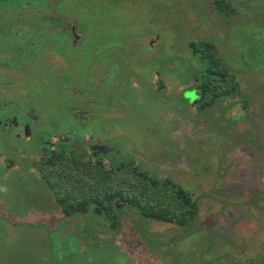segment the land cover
Here are the masks:
<instances>
[{
	"label": "rangeland",
	"instance_id": "rangeland-1",
	"mask_svg": "<svg viewBox=\"0 0 264 264\" xmlns=\"http://www.w3.org/2000/svg\"><path fill=\"white\" fill-rule=\"evenodd\" d=\"M233 1L239 13L218 8L215 0L34 4L32 13L50 8L54 19L77 21L84 40L69 54L71 69L50 80L83 94L63 89L49 96L40 90L37 96L45 101L33 108L46 125L37 138L0 131V264H264V0ZM13 5L8 14L7 5L0 8V25H5L0 39L10 26L6 19H34L19 18L21 11ZM12 12L15 16L7 18ZM36 39L33 31L29 41ZM201 41L215 44L227 67L240 73L239 93L228 94L217 118L195 115L198 107L186 100H198L190 88L207 68L190 49V43ZM143 44L144 56L138 50ZM231 52L233 62L227 59ZM103 57L112 65L116 84L101 95L108 98L106 104H97L103 101L97 97L102 85H97L99 78L90 86L87 67ZM8 93L21 99L18 92ZM37 96L31 97L32 105ZM82 96L93 102L91 112L80 113L90 120L80 129L71 106H81ZM244 97L251 101L247 106ZM51 133L57 139L95 136L102 145L129 154L147 175L179 183L197 201L195 221L180 227L132 210L134 220L122 217L115 234L100 219L87 216L85 223L80 215L67 217L37 170L45 152L38 149Z\"/></svg>",
	"mask_w": 264,
	"mask_h": 264
},
{
	"label": "flooded vegetation",
	"instance_id": "flooded-vegetation-1",
	"mask_svg": "<svg viewBox=\"0 0 264 264\" xmlns=\"http://www.w3.org/2000/svg\"><path fill=\"white\" fill-rule=\"evenodd\" d=\"M15 1H17L18 5H13L14 1H12L8 5L7 3L10 2L9 0L8 2L2 3L0 5V8L4 9L5 5H7L4 11H5V14H8L7 13L8 9H11L12 7L10 6L13 5L14 9L16 8L17 10L21 11L20 13L17 14L19 18L28 16L29 18L32 17L34 19H27V18L18 19L16 20V22L14 21L13 23L11 22V20L6 19L7 21L5 22V24L8 23L10 26L9 27L7 26L8 30H6L5 32L6 36L3 35V37L0 40H2L4 43L10 46L11 49L7 51L8 53H11L12 56H13V53L14 55H16L17 57L16 61L17 60L20 61L19 62L20 66L9 68L10 78L7 84L8 89L7 90L3 89V91L5 94L9 91H12L14 93L18 92L19 97L21 99H16L15 94L9 95L8 93L5 96L6 99L5 100L3 99L2 102H0V124H1L0 131L7 133V134H12L11 136L18 138V139H22L24 137V134L28 138H31L34 135L36 136V137L34 136V138H37L38 134L42 135L43 129L46 125V122L43 119H41V116L38 115L37 111L33 108L34 106L37 105V103H41V101L42 102L45 101L43 96H40V97L37 96L40 90H43V89L48 90L49 96L51 94L53 95L55 92H58V91L61 92V90L63 89H64V92L65 91H68L70 93L78 92L79 94H83L81 91H79V88L64 86L56 82V79L59 78L56 75L60 74V72H62L63 70L65 71L66 69L64 68H67L70 66L72 59H70L69 54H72L75 50L79 49L81 43L84 40V35L81 34V32L79 31L80 29L78 27L77 21L72 20L71 22H67V21L65 22L63 20L54 19L51 17V15H49L48 11L51 10L50 8L40 9V10L38 8V10L37 9L33 10V13L30 12V9L34 8V4L36 2H38L39 5H41L40 3L42 2L46 3V0H15ZM222 2L224 3H221L220 5L221 7L217 5L216 3L215 5H217V7L220 9L223 8L225 10H231V12H235V13L240 12V10L236 9L237 6L234 4L235 2L233 0L230 2H226L225 0H223ZM247 4L248 2H245V5L244 4H240V5H244L245 7L246 6L248 7ZM21 5L23 6L21 7ZM14 16L15 14L14 12H12V14L10 13V16H7V18L14 17ZM20 20H22L23 22ZM0 27L5 28V25H0ZM9 31H10V34H9ZM12 31H15V33H12ZM33 31H34L35 36H37L36 43L31 42V40L29 41V38L31 37V34ZM152 38L157 40L158 36L155 35ZM11 39H13L12 40L13 43L10 41ZM155 40L150 41V39H147L146 42L153 46ZM17 42L21 45L19 46ZM53 42H55L56 45L52 44ZM201 42L211 43L208 41H201ZM139 44H141V42H139ZM22 45H24V47ZM142 46L143 48L138 47L139 49L138 48L137 49L141 52V55L144 56L146 54V52H144L145 45L143 44ZM213 46H215L217 50L218 58L220 59V62L222 63V65H224L228 69V71L226 72L227 80L231 81L232 84L235 85L234 88L229 90V93L231 91L233 92L236 91V93L238 94L239 93V89H238L239 83L237 81V78H238V75H240V73H237L238 75L236 74L238 69L234 67H232L233 69H230L229 68L230 66L227 67L223 55L220 54L219 49L216 47L215 44H213ZM190 49L192 53L191 46H190ZM122 52H124V50H122ZM8 53L6 54L7 56H8ZM61 54H66V56L64 57H69V58L68 59L63 58ZM230 54L231 55H229L227 59L232 60L233 53L231 52ZM199 59L202 62V59L201 58ZM10 63H12V61ZM77 63L79 62L77 61ZM110 67H112V65L109 64V62L107 61L105 57H103L102 59L96 60L95 63L91 64V67H90V64L87 67V71L89 75L88 81L90 83V86L94 84V81H98L97 79L100 78V81L97 82V85L99 84L102 85L101 91L103 93L97 92V97L99 98H102L101 97L102 94L106 96L107 92H105V90L110 88V87L108 88L107 85L112 86L116 84L115 74L113 73L114 71L110 72ZM67 69L70 70L71 67ZM28 71H30V74L28 73ZM205 71L206 70L203 69L200 72L201 78L196 79V81H198L199 84L190 88V90H194V93L196 92V89H198V87L201 85V82L204 78L203 72ZM90 73L92 74V77ZM233 74H236L237 77H235ZM60 76H62V74H60ZM52 77L53 78L56 77V79L50 80ZM68 79H69L68 83H70V85L74 84L73 83L75 81L74 75L73 77H68ZM217 79L218 78H213L212 80L214 82L215 81L217 82ZM90 93L92 96L94 97L96 96V93H93L92 91H90ZM36 96L39 98L35 100V105H32L33 101H31L32 100L31 97H36ZM92 96L91 98H94ZM228 96L229 95H227V97ZM253 96L254 98H256L254 94ZM102 99L103 101H98L97 104L99 103L101 104L102 102L105 103V100L108 98L103 97ZM73 100L75 99L70 98L69 101L72 103ZM186 100L188 102V105L193 104L198 107L199 111L194 110L195 115L197 114L196 112H198V116H203V117L205 115L207 116V114H213V116L217 118L220 116V114L218 116V113L216 112V110L222 104V102L225 101L226 99L224 100L218 99L215 103L208 105V106H204V101L199 100V98L197 101L191 100L189 98H187ZM82 101L84 102L81 104V106H75L76 104L74 103H72V106H71V109H76L75 116L80 118V123H81L79 125L80 129L84 126V124H90L89 117L86 115L82 116L80 113L91 112L88 106L91 104V102H93V100L91 101V99L89 98L87 101H85V98L82 96ZM198 101L202 102L203 104L200 105ZM242 103H244L245 106H247V104L251 103V101H248L246 97H244V100L242 99ZM92 118H94V116ZM205 120H209V119L205 118ZM75 133L79 134V132H75ZM88 134L90 136L92 135L91 133H88ZM50 135H51V138L48 140L44 139L41 142L42 145L40 149H38V151L43 152L45 148L44 155H46L49 152L59 153L65 148L66 150H68L67 151L68 153H71L74 156L76 155L80 157L82 160L92 161L93 164L99 161L103 163L105 166H107V168L121 166L122 163H124L125 165H133L138 171L144 170L142 165L137 164L134 159L133 160L130 159L129 154L124 153L125 155H121L120 150H116L112 147L107 146L106 144L102 145V142L99 139L97 140L95 136L93 138H88L87 136H80L78 138L65 137V139L64 138L57 139L53 137L54 135H56L55 133L54 134L51 133ZM31 141L32 140L29 139V142ZM65 144H67V147H65ZM151 149H148V150L152 151L153 149L152 150ZM108 163L111 164L110 167H108L109 165H106ZM115 205L117 206L119 210L121 209V211L118 213L119 214L118 215V225L114 228L111 227L109 223H107L106 221L107 219L104 216L105 214L99 207H95L91 209L92 210L91 214H87V215L74 214V215H66V216L71 217V216L80 215L81 218H83L84 220L87 218V216H90L91 219H94V218L98 220L100 219L105 222L107 228H109L110 230H115V234H118L120 226H122V217H126L125 220H128V222H131L134 220L132 215H135L136 217V214L132 211V209H130L131 205L129 204H123V203H120L119 201H116ZM3 219H6V218H3ZM85 223H87L86 220H85ZM54 229H57V228L55 227Z\"/></svg>",
	"mask_w": 264,
	"mask_h": 264
},
{
	"label": "trees",
	"instance_id": "trees-1",
	"mask_svg": "<svg viewBox=\"0 0 264 264\" xmlns=\"http://www.w3.org/2000/svg\"><path fill=\"white\" fill-rule=\"evenodd\" d=\"M222 1L215 0V3L220 6L224 3ZM190 46L193 55L207 65L201 85L195 92L199 100L208 106L218 99H226L235 85L227 80L228 69L220 62L215 46L205 42H192ZM9 49L10 46L0 40V102L6 99L3 89H8L9 68L20 66L16 55L8 53ZM213 78H218L217 82ZM67 151L64 148L59 153L49 152L37 163L38 172L52 190L64 214L87 215L92 213L91 209L99 207L107 223L114 228L118 225V213L121 211L115 205L119 201L131 205L130 209L138 210L145 218L180 227L190 225L197 217L199 208L196 200L179 183L147 175L133 165L124 163L107 168L99 161L93 164Z\"/></svg>",
	"mask_w": 264,
	"mask_h": 264
},
{
	"label": "water",
	"instance_id": "water-1",
	"mask_svg": "<svg viewBox=\"0 0 264 264\" xmlns=\"http://www.w3.org/2000/svg\"><path fill=\"white\" fill-rule=\"evenodd\" d=\"M1 125V124H0Z\"/></svg>",
	"mask_w": 264,
	"mask_h": 264
}]
</instances>
